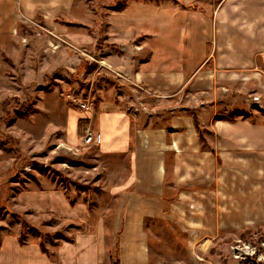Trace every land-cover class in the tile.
<instances>
[{
    "label": "rangeland",
    "instance_id": "rangeland-1",
    "mask_svg": "<svg viewBox=\"0 0 264 264\" xmlns=\"http://www.w3.org/2000/svg\"><path fill=\"white\" fill-rule=\"evenodd\" d=\"M24 1L0 37V264H65L61 252L85 249L78 238L89 233L103 235L95 243L100 264L120 263L123 245L134 252L137 235L126 234V245L112 222L132 200L109 193L113 180L106 184L97 166L122 161L99 160L81 137L100 105L110 109L123 98L140 113L147 112L142 100L160 101L153 84L135 77L150 74L152 52H138L137 39L116 40L109 28L134 1L163 0H42L48 10L38 8L41 0ZM121 43L133 51L122 54ZM242 77L182 86L173 100L181 117L186 103L193 107L187 136L183 123L161 128L172 113L141 120L159 126L143 133L154 147L169 137L163 150L170 155L166 208L141 233L145 264H264V153L227 154L221 146V123H264V80Z\"/></svg>",
    "mask_w": 264,
    "mask_h": 264
},
{
    "label": "crops",
    "instance_id": "crops-1",
    "mask_svg": "<svg viewBox=\"0 0 264 264\" xmlns=\"http://www.w3.org/2000/svg\"><path fill=\"white\" fill-rule=\"evenodd\" d=\"M29 1L39 2L25 0V6ZM43 1L48 4L50 0ZM48 5L44 3L38 8L48 10ZM16 9L17 0H0V37L11 32L16 22ZM109 31L118 41L137 39L138 52H152L150 66L153 69L149 71L150 74L141 73L135 77L137 81L153 84L154 88H151L161 93L154 98L160 101L142 100L141 105L147 107V112L135 113L134 107L138 108L139 104L129 108L124 105L122 98V101L117 102L118 105L114 102L109 105L112 106L110 109L100 105L101 111L94 117V122H87H92L91 125L101 135V143L94 146L98 149L99 160L107 158L114 162L122 161L121 165H108L103 169L99 164L97 166V170L106 172L105 182L109 178L113 180L109 193L124 197L129 195L132 200L130 205L121 206L126 211L119 218L114 217L112 222L122 227L118 230L122 229L120 236L126 245L130 242L129 238H125L126 234L134 232L137 235L133 244L135 251L128 252L123 245L119 264H145L147 255L143 251L141 233H144L146 220L160 218L156 211L166 208L164 199L168 197L166 182L170 155L167 148L163 150V144H168L169 137L157 138L155 143L158 148L154 147L151 137L143 138V133L159 126L155 122L143 123L141 120L147 115L162 117L172 113L174 117H169V128H161L174 129L183 123L187 136V131L194 126L189 115L193 114V107H188L186 103L185 110H182L186 116L181 117L178 115L180 105L173 100L181 96L180 90L185 83L204 81L212 85L221 81L222 76L227 82L241 81L244 73H248L246 79L254 83L263 81L264 0L134 1L123 12L113 15ZM120 49L122 54L131 50L127 43H121ZM156 82L160 83L158 90ZM174 84L176 89L171 88ZM92 116L84 113L80 118L88 120ZM159 130L163 129L156 131ZM74 132L73 127H70L67 137ZM221 146L225 147L224 152L227 154L264 153V123H221ZM127 210L130 211L128 215ZM105 216L99 218L98 226H106ZM102 236L101 233L81 235L77 248H86L77 250L74 247L75 250L72 253L70 251L69 255L66 251L61 252L62 262L100 264L102 253L95 243Z\"/></svg>",
    "mask_w": 264,
    "mask_h": 264
},
{
    "label": "built area",
    "instance_id": "built-area-1",
    "mask_svg": "<svg viewBox=\"0 0 264 264\" xmlns=\"http://www.w3.org/2000/svg\"><path fill=\"white\" fill-rule=\"evenodd\" d=\"M87 107L86 105H84ZM101 143V135L98 133L93 126H87L84 128L82 137H81V145L92 147L97 146ZM79 151V149H76Z\"/></svg>",
    "mask_w": 264,
    "mask_h": 264
},
{
    "label": "trees",
    "instance_id": "trees-1",
    "mask_svg": "<svg viewBox=\"0 0 264 264\" xmlns=\"http://www.w3.org/2000/svg\"><path fill=\"white\" fill-rule=\"evenodd\" d=\"M117 264H119V263H117Z\"/></svg>",
    "mask_w": 264,
    "mask_h": 264
}]
</instances>
